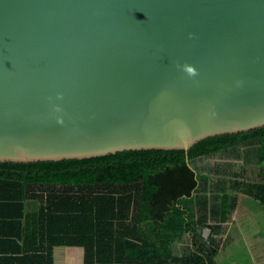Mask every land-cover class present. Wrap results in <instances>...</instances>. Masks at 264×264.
<instances>
[{"label": "water", "instance_id": "95a60500", "mask_svg": "<svg viewBox=\"0 0 264 264\" xmlns=\"http://www.w3.org/2000/svg\"><path fill=\"white\" fill-rule=\"evenodd\" d=\"M261 127L264 0H0V162Z\"/></svg>", "mask_w": 264, "mask_h": 264}, {"label": "trees", "instance_id": "16d2710c", "mask_svg": "<svg viewBox=\"0 0 264 264\" xmlns=\"http://www.w3.org/2000/svg\"><path fill=\"white\" fill-rule=\"evenodd\" d=\"M252 151L255 159L249 155ZM217 154L248 165L255 160L263 167L256 178H245V164L241 171L234 170L233 163L217 164L208 173L196 165ZM202 181L210 183V196L200 193ZM49 186L67 190L36 193ZM76 188L89 191L74 193ZM237 192L264 206V127L210 137L188 151L133 150L86 159L0 162V200L23 195L42 203L31 218L32 227L27 226L34 233L36 253H25L17 264H54L56 247L83 248L84 264H214L220 247L215 235L224 233V223L237 206ZM202 213L216 224H204ZM198 228L211 230L214 251L197 241ZM181 236H189L194 248L186 247L182 255L167 253L165 244Z\"/></svg>", "mask_w": 264, "mask_h": 264}, {"label": "crops", "instance_id": "0c3cea01", "mask_svg": "<svg viewBox=\"0 0 264 264\" xmlns=\"http://www.w3.org/2000/svg\"><path fill=\"white\" fill-rule=\"evenodd\" d=\"M38 193V192H36ZM39 194V193H38ZM245 194V193H244ZM243 194V195H244ZM248 199H241V196H238L237 206L233 213L231 214L229 220L224 223L225 231L223 234L215 235L216 241L220 242V247L217 252V255L213 257L214 264H221L220 261L225 260V256H222L220 260H217L218 254L225 252V250H231L234 247L235 243L240 242L242 247L247 248L250 255L255 253L254 249H257L260 254H258V260L255 258L256 262H253L252 259H249L248 264H264V241L259 240L257 237V229L249 228L244 229L241 225H238V233L237 237L231 239V232L233 231V220L237 219L235 216L242 212V210L247 211V207L243 204L249 199H255L256 202L262 204V202L255 197L246 194ZM42 203L38 198H28V196H18V198L8 199V200H0V264H17L16 259L25 255V253L33 254L36 253L33 248H37V245L32 244V240L34 239V233L31 229L27 230V226L33 224L31 218L37 216ZM35 205H39L38 209H36ZM262 213L254 212L252 218V222L257 223V218L264 220V206L262 204ZM20 212L22 214L20 215ZM250 219V217H249ZM31 220V221H30ZM209 224V223H208ZM257 225V224H256ZM255 226V225H253ZM255 229V230H254ZM211 234V230H210ZM197 241H200L205 244L203 236L197 232ZM210 236V235H209ZM189 236H181L177 237L169 241L165 244V249L167 253H175L176 255H182L187 247L188 250L194 248L193 244H191ZM210 243L209 238L207 240ZM189 244V245H188ZM211 245V243H210ZM212 246V245H211ZM233 246V247H232ZM61 248L64 250L63 260L65 264H81L79 261V257L82 255V264H84V249L81 247H56L53 250V259L54 264H56L55 260V249ZM74 249L77 251H74ZM73 250V251H72ZM212 251L214 248L212 246ZM229 254V253H228ZM15 258V259H14ZM251 262V263H250ZM181 264H196L194 260L190 262H182ZM200 264V263H198ZM211 264V263H206Z\"/></svg>", "mask_w": 264, "mask_h": 264}, {"label": "rangeland", "instance_id": "374dc122", "mask_svg": "<svg viewBox=\"0 0 264 264\" xmlns=\"http://www.w3.org/2000/svg\"><path fill=\"white\" fill-rule=\"evenodd\" d=\"M247 148V147H246ZM249 155H251L253 158L255 159V153L254 151H252ZM227 163H233V169L237 170V171H241L242 167H244V164L246 166V168L248 169V171L245 170V178H250V177H257L258 176V172L261 170V168L263 167L262 165H258V163L254 161H252V163H250L249 165L242 161L241 159L237 160V159H227L224 158V156L217 154L213 157H205L202 158L201 160L197 161L196 165L197 166H203L204 169V173H208L209 172V168L211 167H215V165L217 164H227ZM247 164V165H246ZM251 171V172H250ZM214 175L211 174V177H213ZM207 181H202V186H201V190L200 193L201 194H206L207 196H210L213 192V190H211V185L210 183L208 184V186L206 185ZM107 188H103L101 190L106 191ZM38 193L42 194L44 193L45 195H49V194H64L66 193L67 188L65 187H43V189H36ZM211 190V191H210ZM85 191H89L86 190L85 188H76L74 189V193H83ZM216 191V189H215ZM246 194L243 195V193L241 192H237V196H241V199H248L246 196ZM196 196V194H195ZM248 209L246 210H242V212L240 213V215L238 214L237 216H235L237 219L233 220V231L231 232V239L236 238L237 237V233H238V225H241L242 228L244 229H249V228H254L257 229V232L255 234H257V237L259 238V240H263L264 241V220L262 221L261 219L257 218V223H253L252 222V216L254 212H259L262 213V204H259L258 202H256L255 199H249L246 202L243 203ZM36 209H38L39 205H35ZM42 206V204L40 205ZM133 210L130 211V215H133ZM203 215L200 216V220L204 223V224H216V221L209 217L208 214L204 215L205 213H202ZM250 217V219H249ZM264 217V216H263ZM257 224V225H256ZM255 225V226H253ZM254 229V230H255ZM189 245V244H188ZM241 243H235L233 249L231 250H225V252L218 254L217 256V260H220L222 258V256H225V260L220 261L221 264H248L249 259H252L253 262L255 261V258L258 260L259 256L258 254H260V252H258L257 249H254L255 253L253 255L249 254L248 251V247L244 248L242 246H240ZM73 251V250H72ZM74 251H77V249ZM63 253L64 250L61 248L55 249V260H56V264H65L63 260ZM229 253V254H228ZM82 255L81 257H79V261H81L80 263L82 264ZM251 263V262H250ZM76 264V263H73Z\"/></svg>", "mask_w": 264, "mask_h": 264}, {"label": "clouds", "instance_id": "9594fccd", "mask_svg": "<svg viewBox=\"0 0 264 264\" xmlns=\"http://www.w3.org/2000/svg\"><path fill=\"white\" fill-rule=\"evenodd\" d=\"M186 70H187L190 74H193V75L195 74V73H194V70H193L192 68H187Z\"/></svg>", "mask_w": 264, "mask_h": 264}, {"label": "flooded vegetation", "instance_id": "af4514ba", "mask_svg": "<svg viewBox=\"0 0 264 264\" xmlns=\"http://www.w3.org/2000/svg\"><path fill=\"white\" fill-rule=\"evenodd\" d=\"M33 188H35V187H32L31 189L34 191L35 189H33Z\"/></svg>", "mask_w": 264, "mask_h": 264}]
</instances>
